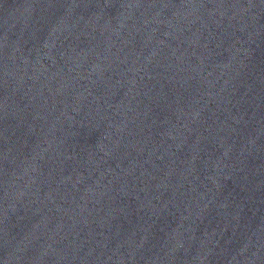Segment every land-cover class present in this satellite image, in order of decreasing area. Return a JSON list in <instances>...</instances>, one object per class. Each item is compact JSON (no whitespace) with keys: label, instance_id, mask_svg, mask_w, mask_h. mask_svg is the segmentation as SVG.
<instances>
[{"label":"water","instance_id":"water-1","mask_svg":"<svg viewBox=\"0 0 264 264\" xmlns=\"http://www.w3.org/2000/svg\"><path fill=\"white\" fill-rule=\"evenodd\" d=\"M0 264H264V0H0Z\"/></svg>","mask_w":264,"mask_h":264}]
</instances>
